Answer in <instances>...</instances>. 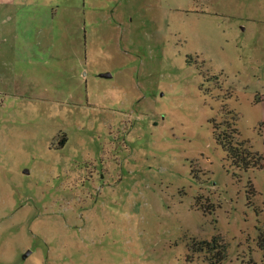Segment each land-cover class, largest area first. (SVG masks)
Listing matches in <instances>:
<instances>
[{
  "label": "rangeland",
  "instance_id": "374dc122",
  "mask_svg": "<svg viewBox=\"0 0 264 264\" xmlns=\"http://www.w3.org/2000/svg\"><path fill=\"white\" fill-rule=\"evenodd\" d=\"M15 3L0 264H264V0Z\"/></svg>",
  "mask_w": 264,
  "mask_h": 264
},
{
  "label": "crops",
  "instance_id": "0c3cea01",
  "mask_svg": "<svg viewBox=\"0 0 264 264\" xmlns=\"http://www.w3.org/2000/svg\"><path fill=\"white\" fill-rule=\"evenodd\" d=\"M8 1L0 0V43L10 46L9 51L0 55L4 62L20 59L22 52L20 47L21 44H25L27 27L35 21L33 15L25 13L24 6L15 3L16 0H10V3ZM48 17L50 19V16ZM42 20L48 21L45 18Z\"/></svg>",
  "mask_w": 264,
  "mask_h": 264
},
{
  "label": "trees",
  "instance_id": "16d2710c",
  "mask_svg": "<svg viewBox=\"0 0 264 264\" xmlns=\"http://www.w3.org/2000/svg\"><path fill=\"white\" fill-rule=\"evenodd\" d=\"M65 139H61L59 141V146L62 147L65 144ZM238 147H243L242 152L226 148V153L230 155V158L232 157L235 162L238 163L240 167L243 168V170H248L249 168H255V169H262L263 164L260 163L259 156L256 153H253L250 148L247 150L245 149V143L239 144ZM258 245L260 249L264 251V233H260L258 237ZM223 248V247H222Z\"/></svg>",
  "mask_w": 264,
  "mask_h": 264
},
{
  "label": "water",
  "instance_id": "95a60500",
  "mask_svg": "<svg viewBox=\"0 0 264 264\" xmlns=\"http://www.w3.org/2000/svg\"><path fill=\"white\" fill-rule=\"evenodd\" d=\"M103 77H108L109 76V74H103L102 75ZM28 254V253H27Z\"/></svg>",
  "mask_w": 264,
  "mask_h": 264
}]
</instances>
